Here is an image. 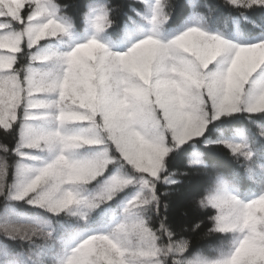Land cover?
I'll use <instances>...</instances> for the list:
<instances>
[{"label": "snow or ice", "instance_id": "1", "mask_svg": "<svg viewBox=\"0 0 264 264\" xmlns=\"http://www.w3.org/2000/svg\"><path fill=\"white\" fill-rule=\"evenodd\" d=\"M0 264H264V0H0Z\"/></svg>", "mask_w": 264, "mask_h": 264}, {"label": "trees", "instance_id": "2", "mask_svg": "<svg viewBox=\"0 0 264 264\" xmlns=\"http://www.w3.org/2000/svg\"><path fill=\"white\" fill-rule=\"evenodd\" d=\"M186 203H187V200H186V197L184 196V194H182V193L176 194L173 197L171 213L173 215H177L178 216L179 213L184 210V208L186 206ZM192 242L194 244L201 243V241H198L196 239H193Z\"/></svg>", "mask_w": 264, "mask_h": 264}]
</instances>
